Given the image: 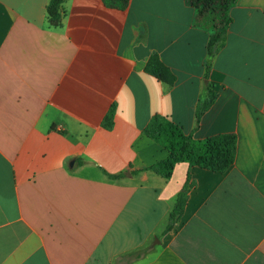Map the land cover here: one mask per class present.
<instances>
[{"label": "crops", "instance_id": "obj_1", "mask_svg": "<svg viewBox=\"0 0 264 264\" xmlns=\"http://www.w3.org/2000/svg\"><path fill=\"white\" fill-rule=\"evenodd\" d=\"M49 1L0 0V264H264V0H238L213 56L189 0H66L59 26ZM156 115L234 135L232 167L148 171Z\"/></svg>", "mask_w": 264, "mask_h": 264}, {"label": "trees", "instance_id": "obj_2", "mask_svg": "<svg viewBox=\"0 0 264 264\" xmlns=\"http://www.w3.org/2000/svg\"><path fill=\"white\" fill-rule=\"evenodd\" d=\"M112 4H118L124 8L129 0H108ZM66 0H50L47 6V15L50 23L59 26L62 23V8ZM195 10V24L211 33L209 53L213 56L216 45L221 41L225 32L230 28L232 18L230 11L236 6L238 0H189ZM209 67V65H208ZM146 72L165 76L172 83L175 80L170 70L163 65L157 54H153L147 64ZM206 83L204 96L200 99L197 109V121L199 123L202 114L207 111L213 99L211 85ZM115 107L108 112L102 126L112 129L114 126ZM148 138L158 143L168 152L165 159L155 163L149 169L162 178L168 180L172 177L177 164L187 163L190 167L198 166L207 170L224 173L228 171L236 157L237 139L234 135H221L208 140L199 141L185 135L183 130L175 125L167 117L156 115L145 129ZM108 175L111 179H121L126 174ZM186 201V193L183 191L178 196L177 205L170 214L168 229L182 213Z\"/></svg>", "mask_w": 264, "mask_h": 264}]
</instances>
